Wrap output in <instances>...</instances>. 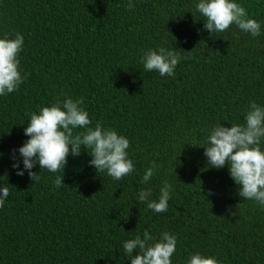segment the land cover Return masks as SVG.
Wrapping results in <instances>:
<instances>
[{"label": "trees", "instance_id": "obj_1", "mask_svg": "<svg viewBox=\"0 0 264 264\" xmlns=\"http://www.w3.org/2000/svg\"><path fill=\"white\" fill-rule=\"evenodd\" d=\"M198 2L132 0L129 10L128 0H0V38L24 37L28 74L0 96V177L10 192L0 208V264H130L122 245L145 230L155 240L176 236L172 264L197 252L218 264H264V207L242 200L228 166H207L198 147L215 125L243 124L250 101L264 106V0H235L260 23L257 37L235 25L211 35ZM160 47L183 51L174 77L144 71L143 53ZM65 98H83L91 126L129 140L130 175L97 173L83 146L69 154L59 188L60 173L38 165V182L16 174L29 113ZM149 167L155 174L142 184ZM165 182L167 212L136 202L141 189L158 202Z\"/></svg>", "mask_w": 264, "mask_h": 264}, {"label": "clouds", "instance_id": "obj_2", "mask_svg": "<svg viewBox=\"0 0 264 264\" xmlns=\"http://www.w3.org/2000/svg\"><path fill=\"white\" fill-rule=\"evenodd\" d=\"M128 9L134 7L128 0ZM195 11L203 18L204 28L211 34L221 33L235 25L241 32L252 37L261 34V25L255 19L249 18L246 9L235 0H199ZM24 46V37L16 33L14 38H0V96H6L18 90L26 81L27 75H21L19 54ZM179 50V49H178ZM180 51L160 47L159 50L149 49L143 53L141 63L144 71L158 72L160 76L174 77V69L183 59ZM83 98L73 100L65 98L57 100L51 106H44L38 112L29 113V121L24 128V134L29 137L18 148L22 158L23 170L13 156L12 167L17 169L18 176L27 170L32 181L40 180L39 173L31 171L35 165L49 173H60L54 180V185H62L63 169L67 164L69 154L79 156L83 148L92 157L89 164L96 172H105L113 180L120 181L130 175L135 166L128 158L129 140L119 135L111 128H105L97 121L93 126L88 113L81 107ZM82 129V131H78ZM264 138V106L250 101L244 113L243 124H233L225 127L217 124L208 132L205 142L198 147L204 148L207 166L215 169L228 166L230 178L238 186V196L242 200L254 201L264 207V150L261 140ZM197 147V146H196ZM0 155H3L0 153ZM154 168L149 167L141 177V183L146 184L154 176ZM6 181L0 186V208L9 197L7 176L0 177ZM171 185L167 182L160 188L158 202L151 200V189H141L136 198L139 204L155 213L168 211ZM202 192V189L200 188ZM211 190L202 195L206 200L212 195ZM208 201V200H207ZM234 214V213H233ZM177 238L165 231L158 240L148 230L141 237L126 240L123 254L130 264H172V256L176 252ZM138 254L133 256V251ZM186 264H218L211 256L199 252L192 254Z\"/></svg>", "mask_w": 264, "mask_h": 264}]
</instances>
